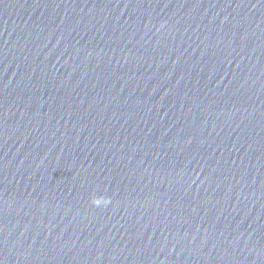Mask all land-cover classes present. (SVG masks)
Instances as JSON below:
<instances>
[{
    "label": "water",
    "instance_id": "obj_1",
    "mask_svg": "<svg viewBox=\"0 0 264 264\" xmlns=\"http://www.w3.org/2000/svg\"><path fill=\"white\" fill-rule=\"evenodd\" d=\"M0 264H264V0H0Z\"/></svg>",
    "mask_w": 264,
    "mask_h": 264
}]
</instances>
